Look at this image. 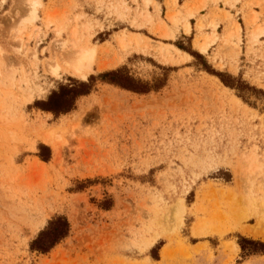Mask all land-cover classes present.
I'll return each instance as SVG.
<instances>
[{
  "label": "rangeland",
  "instance_id": "374dc122",
  "mask_svg": "<svg viewBox=\"0 0 264 264\" xmlns=\"http://www.w3.org/2000/svg\"><path fill=\"white\" fill-rule=\"evenodd\" d=\"M39 1L0 0V264H264L237 244L264 241L259 14L237 18L229 0H163L165 13L162 0ZM75 44L96 51L85 78L63 68ZM117 68L151 90L96 80L67 114L33 105L69 77ZM55 215L68 236L31 251Z\"/></svg>",
  "mask_w": 264,
  "mask_h": 264
},
{
  "label": "trees",
  "instance_id": "16d2710c",
  "mask_svg": "<svg viewBox=\"0 0 264 264\" xmlns=\"http://www.w3.org/2000/svg\"><path fill=\"white\" fill-rule=\"evenodd\" d=\"M177 46L196 57V59H200L204 69L218 76L225 86L238 89L240 86H244L242 81L232 78L229 75L225 76L223 73L211 69L197 52L185 48L182 44H177ZM96 80L136 93H145L151 90V87L146 82H141L131 77L124 68H117L115 70L101 72L97 76L90 75L87 80H78L69 77L70 82L68 84L60 85L57 90L51 91L45 100L35 101L33 105L42 111L52 113L55 117L61 114H67L75 108V103L78 98L88 95L93 90ZM160 86L161 84H157L154 88L158 89ZM41 147L42 151L38 156L46 161L50 157L49 148L44 145ZM69 231L70 224L67 218L64 215H55L48 220L47 225L31 241L30 250L43 254L47 253L67 237ZM237 237V244L239 245L242 259L251 255H264V241L243 235H238Z\"/></svg>",
  "mask_w": 264,
  "mask_h": 264
},
{
  "label": "bare ground",
  "instance_id": "6f19581e",
  "mask_svg": "<svg viewBox=\"0 0 264 264\" xmlns=\"http://www.w3.org/2000/svg\"><path fill=\"white\" fill-rule=\"evenodd\" d=\"M39 2H40L39 0H33V3L31 4L32 9L39 6L40 5ZM31 11H34V10H31ZM33 15H34V13H33ZM202 46H204V45H202ZM94 49L95 48H90L88 45L82 46V47L78 46L77 44L72 45L71 48L65 50L66 54L62 55L65 57V60H64L65 62H64V64L62 63L63 68H66L74 76H78L80 78H85L86 75L92 69V64L94 62V56H95V52H96V51L94 52ZM52 63H50V64H52ZM52 65H51V67H52ZM58 68H60V67H58L56 65L55 67H52V69L51 68L50 69L52 70V73H56L58 71ZM43 141L46 144H49L56 154L60 153L61 149L59 147L60 146L59 141H58L56 135H54V132L52 130L44 134Z\"/></svg>",
  "mask_w": 264,
  "mask_h": 264
},
{
  "label": "crops",
  "instance_id": "0c3cea01",
  "mask_svg": "<svg viewBox=\"0 0 264 264\" xmlns=\"http://www.w3.org/2000/svg\"><path fill=\"white\" fill-rule=\"evenodd\" d=\"M230 2H236L232 7H227L225 8L226 10H229L232 14H236L237 13V18L241 17V13L245 12L247 15H250V12L251 11H254L256 12L257 14H259L257 16V21H256V24H260L263 26L264 28V0H229ZM162 1H159V3L161 4ZM208 2H211V0H208ZM218 2H221V1H218ZM257 3H260V6L259 4ZM182 3H179L178 2V6H181ZM219 6H221V4H219ZM164 5L160 6V9H161V12L165 13V9H164ZM211 8V5H208L202 9L199 10V12L197 13V15L193 18H189L190 22H191V31L193 30L192 29V20H195L197 16H205L209 13V10ZM249 17V16H248ZM194 23V22H193ZM240 24V23H239ZM241 26V32L243 33L244 32V29H245V23L243 22L242 25L240 24ZM252 29V26L248 29V30H251ZM259 40L261 41H264V34H262L260 37H259Z\"/></svg>",
  "mask_w": 264,
  "mask_h": 264
}]
</instances>
